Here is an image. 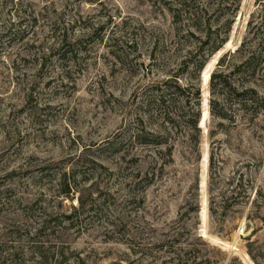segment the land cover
Instances as JSON below:
<instances>
[{
  "label": "rangeland",
  "instance_id": "1",
  "mask_svg": "<svg viewBox=\"0 0 264 264\" xmlns=\"http://www.w3.org/2000/svg\"><path fill=\"white\" fill-rule=\"evenodd\" d=\"M236 1L186 27L165 0H0V264H264V103L211 83L264 98V0ZM49 21L76 43L46 58ZM173 80L198 133L186 97L174 127L147 105Z\"/></svg>",
  "mask_w": 264,
  "mask_h": 264
},
{
  "label": "trees",
  "instance_id": "2",
  "mask_svg": "<svg viewBox=\"0 0 264 264\" xmlns=\"http://www.w3.org/2000/svg\"><path fill=\"white\" fill-rule=\"evenodd\" d=\"M166 2V9L169 12L170 16L173 19V23L175 25L178 24H184L186 27H193L195 23H203L204 20L206 19V15L208 14L207 8L201 3V0H165ZM235 10H239L240 8V0H237L235 2ZM208 22V21H207ZM50 28L52 29L51 33V38L54 41V44L51 47H47L45 55H47L46 58L50 57L55 51H61L65 49L66 46L72 45L71 43H76L72 42L70 40L69 32L67 29V26L65 24H60L58 21H49ZM49 26V25H48ZM47 26V27H48ZM211 27V26H210ZM79 41V39H78ZM77 41V42H78ZM227 42V36H224L223 38L220 39L218 44L215 46H212L210 48L209 54H213L215 52H218ZM209 46L208 42H205L203 47L201 49H204V47ZM55 47V48H54ZM206 51V50H205ZM63 57H66V54L61 55V60H63ZM204 64L200 65V69H202ZM227 77L224 76L223 73L221 72H214L211 76V83L212 87H214V94H215V87L216 86H221V88H230V94H238L239 97H243L245 94H251L250 99V104L251 106H259V102L264 103V98L261 99L260 96H258V93L255 89L253 88H246L245 90H239L238 88H232V86L229 84V82L226 80ZM175 81V85L172 86L173 89H175L174 94L172 97L168 98L167 95L164 93L162 88L160 86L156 87V93L157 96H153L152 100L148 102L147 105H152L155 109V112L160 114L161 117L164 118L165 124H168L169 126H173L174 120L171 118L174 114V112H171L175 104V97H186V103L190 106V109L188 111V118H187V126L188 124L190 125V128L195 131L196 133L199 132L198 124L200 120V110L198 105L193 104L190 102L191 97H196L201 95V91L199 88H196V86H188V87H182L180 84L177 83V80ZM172 82V79H171ZM167 83H164L166 85ZM194 91V92H193ZM193 92V93H191ZM190 97V98H189ZM151 106V108H152ZM212 112L214 116L219 117V118H224L222 114L217 112V106L215 109V106L212 105ZM177 108L175 107V110ZM158 136H155V140L147 142L146 140L140 142L144 143L145 145H155V144H162L163 140L168 139L163 136L161 133L157 134ZM145 135L139 132H135L133 136L131 137V140L135 142H139L140 139H142ZM11 175V174H9ZM61 185L65 186L67 191L65 193L69 194V192H72L74 190L71 188L70 184V177L65 173L62 176L61 179ZM82 205L81 208L84 207V202L81 201ZM77 211V209H74ZM68 219L72 218L71 216H67Z\"/></svg>",
  "mask_w": 264,
  "mask_h": 264
},
{
  "label": "built area",
  "instance_id": "3",
  "mask_svg": "<svg viewBox=\"0 0 264 264\" xmlns=\"http://www.w3.org/2000/svg\"><path fill=\"white\" fill-rule=\"evenodd\" d=\"M239 231H240V232H242V230H241V229H240Z\"/></svg>",
  "mask_w": 264,
  "mask_h": 264
}]
</instances>
